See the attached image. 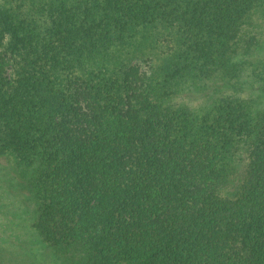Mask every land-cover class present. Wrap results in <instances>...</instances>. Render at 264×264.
Wrapping results in <instances>:
<instances>
[{"label": "trees", "instance_id": "1", "mask_svg": "<svg viewBox=\"0 0 264 264\" xmlns=\"http://www.w3.org/2000/svg\"><path fill=\"white\" fill-rule=\"evenodd\" d=\"M51 250L264 264V0H0V264Z\"/></svg>", "mask_w": 264, "mask_h": 264}, {"label": "rangeland", "instance_id": "2", "mask_svg": "<svg viewBox=\"0 0 264 264\" xmlns=\"http://www.w3.org/2000/svg\"><path fill=\"white\" fill-rule=\"evenodd\" d=\"M137 64L139 70H144L146 68V63L142 61L136 60L134 62ZM212 88H207V90H202L198 92H194L193 95L186 97L184 93H177L171 99V103L173 105H187L192 109H199L203 104H205L206 97L204 94L210 93ZM54 251V252H53ZM52 256L50 260V264H62L63 258H69L71 253H64L61 250H51Z\"/></svg>", "mask_w": 264, "mask_h": 264}]
</instances>
